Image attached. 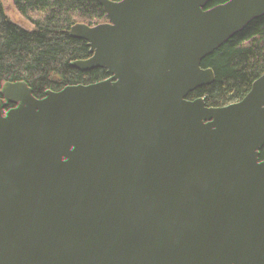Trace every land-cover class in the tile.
<instances>
[{"label": "trees", "instance_id": "trees-1", "mask_svg": "<svg viewBox=\"0 0 264 264\" xmlns=\"http://www.w3.org/2000/svg\"><path fill=\"white\" fill-rule=\"evenodd\" d=\"M37 1L0 0V109L15 85ZM99 3L45 0L18 102L0 122L6 229L49 264H264V111L239 154L192 174L166 204L145 202L119 214L98 204L96 215L91 197L80 198L89 175L82 167L100 155L107 172L105 163L113 161L126 126L121 114L137 121L150 103L165 105L184 90H190L186 100L209 94L222 101L259 89L264 21L258 1L137 0V17L119 26L117 42L110 37L101 61L83 71L77 50L102 27L94 28ZM58 145L61 159L51 162ZM63 166L72 168L68 178L56 174ZM54 176L62 180L63 198L73 188L66 210L75 217L67 227L55 222L63 202L54 193L56 179L49 180ZM45 189L52 191L55 218L36 216ZM0 264H19L3 250L1 229Z\"/></svg>", "mask_w": 264, "mask_h": 264}, {"label": "rangeland", "instance_id": "rangeland-1", "mask_svg": "<svg viewBox=\"0 0 264 264\" xmlns=\"http://www.w3.org/2000/svg\"><path fill=\"white\" fill-rule=\"evenodd\" d=\"M257 1L264 21V0ZM44 3L45 0H38L34 8L29 30L21 45L15 85L8 100L0 109V122L18 102ZM113 4L115 5L113 10L104 9ZM99 6H102L103 10L99 16L96 15L94 28L100 25L102 27L94 36L93 43L88 38L85 46L77 50L76 62L78 68L83 71L96 65L97 60L101 61L104 48L110 46V37H114L115 40L112 41L117 42L120 36L119 26L130 24L137 17V0H100ZM106 20L108 22L104 24ZM97 35L102 38H96ZM92 45L96 48V54ZM184 91L183 96L182 93H174L173 101L165 105L157 106L150 103V109L140 115L137 121H132L130 117H123L121 114L126 126L116 138L117 146L113 161L105 163L108 167L107 172L102 170L105 161L100 160V155L93 165L86 164L82 167L89 175L86 176L84 173L87 179L82 185L84 194L80 198L83 201L88 196L91 197L88 200L94 203L90 205L92 213L100 214L98 204L106 207L109 212L119 214L121 209H131L132 205L139 206L145 202L163 205L176 199L192 174L217 167L239 154L245 146L246 131L258 124L261 111H264V82L258 90L248 93L249 95L222 101L208 98L211 96L209 94L202 97L192 94V98L186 100L185 96H190V90ZM87 140L88 137H85L81 142L85 143ZM62 150V145L56 147L51 162L61 159ZM64 152L71 155L73 150L65 149ZM71 171L72 168L63 166L56 174L68 178ZM59 176L49 180L56 179L57 187L54 193L63 198L65 188L61 185L62 180ZM43 191L47 196L39 199L36 216L41 219L55 218L56 215L51 213L52 191L46 189ZM72 191L73 188L62 200L58 198L59 202H63V206H59L56 225L62 221L67 227L68 220L72 221L75 217L73 210L68 213L66 210L70 198L74 196L71 195ZM62 210L63 215L60 214ZM0 229L3 250L19 264H49L48 259L33 255L22 242L8 232L1 206ZM65 229L67 231V228ZM46 237V234L41 235L43 240L50 238ZM140 249L139 244L131 247L132 253H137Z\"/></svg>", "mask_w": 264, "mask_h": 264}]
</instances>
